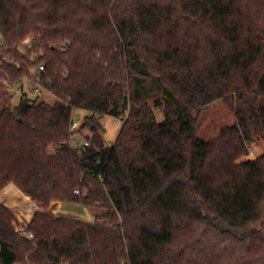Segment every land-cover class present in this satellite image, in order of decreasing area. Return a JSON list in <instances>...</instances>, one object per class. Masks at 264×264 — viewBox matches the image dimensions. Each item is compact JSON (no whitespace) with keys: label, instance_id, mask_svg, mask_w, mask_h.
I'll return each mask as SVG.
<instances>
[{"label":"trees","instance_id":"trees-1","mask_svg":"<svg viewBox=\"0 0 264 264\" xmlns=\"http://www.w3.org/2000/svg\"><path fill=\"white\" fill-rule=\"evenodd\" d=\"M0 37L11 83L59 99L0 109V191L40 208L29 239L0 201V264H264V153L242 160L264 138V0H0ZM217 100L235 122L200 138Z\"/></svg>","mask_w":264,"mask_h":264},{"label":"rangeland","instance_id":"rangeland-1","mask_svg":"<svg viewBox=\"0 0 264 264\" xmlns=\"http://www.w3.org/2000/svg\"><path fill=\"white\" fill-rule=\"evenodd\" d=\"M18 48L19 54L22 55L26 54L29 51L30 46H28L26 43H22L21 45H19ZM2 49L3 47L0 46V54ZM36 55L37 52L31 54V56L33 57H35ZM6 59L9 64L15 63V60L13 59ZM23 82L24 92L28 93L30 97L36 98L38 101H46L49 104H55L56 102H58L59 99L46 88H42L37 85H34L33 83H29V79H24ZM21 84V82L12 84L5 72L0 69V109L4 105L15 107L19 104L22 94L20 92H17L16 94L12 93L14 95L10 94V87L14 86L15 88H20ZM36 88H38L39 91L35 94L34 89ZM10 96L13 97L10 98ZM75 112L79 114V117L85 115V112L82 110H76ZM194 116L197 118V134L200 138L203 139H210L216 137L222 127L231 125L235 122L234 112L226 105L223 100H217L203 107L199 112H194ZM157 117L159 120H162L164 118L163 114H157ZM101 122L105 128V131L103 132L105 142L107 145L112 146L118 136L123 121L121 118L114 117L111 115H105L101 118ZM263 153L264 138L259 142L258 145L252 147L248 156L242 158V160L246 158H256L257 156L262 155ZM2 190H4V188ZM2 190L0 191V201L4 202L12 210L18 222L20 219L19 217H17V214L21 215V218L25 222H27L28 219L32 218L35 212V209H33V205L35 204L37 206V204L29 196L25 195L22 191V193H20L13 185L9 186L5 192L10 193V191H12V194L17 195L15 197H17L16 201L19 203L18 206L17 204H15L16 201L14 202L10 200V197H8L9 195L6 193L4 194ZM66 206L68 208H75L73 204H66ZM58 207V203H55L51 209L49 208V211L56 212L58 210ZM22 212L24 213L23 215ZM25 215H27V217H25Z\"/></svg>","mask_w":264,"mask_h":264},{"label":"crops","instance_id":"crops-1","mask_svg":"<svg viewBox=\"0 0 264 264\" xmlns=\"http://www.w3.org/2000/svg\"><path fill=\"white\" fill-rule=\"evenodd\" d=\"M24 81V80H23ZM21 82V87L19 88H15L14 86H11L10 87V94L14 93L16 94L17 92L19 93H24V87H23V83L24 82ZM29 83H33L34 85H37L38 84L36 83V81L32 80V79H29ZM32 89V87H31ZM35 90V89H34ZM12 94V95H14ZM13 97V96H10V98ZM14 186L20 193H22L14 184H10L8 185L7 187L4 188V190H2V192L5 194L6 192V189L9 187V186ZM11 193V194H10ZM10 193H6L8 194L10 197V200L12 201H16V198L15 196L17 195H14L12 194V191H10ZM55 203H58L59 207H58V210L56 213H53V214H56V215H64V216H68V217H74V218H80V219H83V220H86V221H91L93 218H94V215L93 213L85 206L83 205H80V204H73L75 206V208H68L66 206V203L64 202H61V201H54L51 206H50V209L52 208V206L55 204ZM15 204H17L19 206V203L16 201ZM69 205H72V204H69ZM81 206V207H80ZM24 213L22 212V215ZM17 217L21 218V215H18L17 214ZM25 217H27V215H25ZM22 219V218H21Z\"/></svg>","mask_w":264,"mask_h":264},{"label":"built area","instance_id":"built-area-1","mask_svg":"<svg viewBox=\"0 0 264 264\" xmlns=\"http://www.w3.org/2000/svg\"><path fill=\"white\" fill-rule=\"evenodd\" d=\"M3 39L0 37V46L3 45ZM25 43L28 45V46H32L33 45V39L28 37L25 39ZM41 70H44V65H40L39 68H38V71H41ZM38 88H36L34 90V93L36 94L38 92ZM79 114L75 112V119L72 123V127L73 128H76L78 125H79ZM78 143L80 144L81 141H78ZM54 150V149H53ZM76 193H79V190H76ZM19 222L16 226V231L22 235V236H25L26 238H29V239H33L34 238V234L29 230V222L31 219H28L27 222H25L23 219L19 218ZM95 220V217L91 220V221H94ZM14 264H34L32 263L31 261L27 260L25 262H19V263H14ZM66 264V263H64Z\"/></svg>","mask_w":264,"mask_h":264},{"label":"bare ground","instance_id":"bare-ground-1","mask_svg":"<svg viewBox=\"0 0 264 264\" xmlns=\"http://www.w3.org/2000/svg\"><path fill=\"white\" fill-rule=\"evenodd\" d=\"M33 207H34L33 209H35L34 211H36L37 209H39V207H37L35 204L33 205ZM48 211H49V210H48ZM49 212H50V213H56L57 211H56V212H51V211H49Z\"/></svg>","mask_w":264,"mask_h":264}]
</instances>
